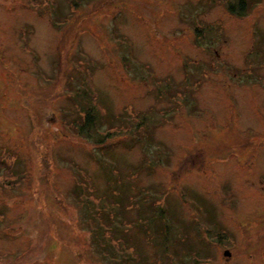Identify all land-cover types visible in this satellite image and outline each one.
<instances>
[{
	"label": "rangeland",
	"instance_id": "rangeland-1",
	"mask_svg": "<svg viewBox=\"0 0 264 264\" xmlns=\"http://www.w3.org/2000/svg\"><path fill=\"white\" fill-rule=\"evenodd\" d=\"M0 264H264V0H0Z\"/></svg>",
	"mask_w": 264,
	"mask_h": 264
},
{
	"label": "trees",
	"instance_id": "trees-1",
	"mask_svg": "<svg viewBox=\"0 0 264 264\" xmlns=\"http://www.w3.org/2000/svg\"><path fill=\"white\" fill-rule=\"evenodd\" d=\"M233 7L236 8V6H232V9H233ZM244 7H245V3L244 4L241 3L239 5V8H241V9L242 8L244 9ZM230 8H231V6H230ZM86 111H87L86 116L83 119V123H82V125L80 127L81 130H86V132H88V131H90V127L92 125H96L98 123V120L99 121L100 120L101 121H105L103 116H101L100 114L98 115V113L96 112L95 108H93L92 106L87 107ZM96 120H97V122H96ZM106 120L108 121V119H106ZM144 122H145V118L142 121H140V124H144ZM89 135H90V133H89ZM107 135L108 134H105V136H103V137H106ZM108 246L111 247L110 244ZM112 253H113V251H112Z\"/></svg>",
	"mask_w": 264,
	"mask_h": 264
},
{
	"label": "water",
	"instance_id": "water-1",
	"mask_svg": "<svg viewBox=\"0 0 264 264\" xmlns=\"http://www.w3.org/2000/svg\"><path fill=\"white\" fill-rule=\"evenodd\" d=\"M225 254H228V255H229V254H230V252H229V251H226V252H225Z\"/></svg>",
	"mask_w": 264,
	"mask_h": 264
}]
</instances>
